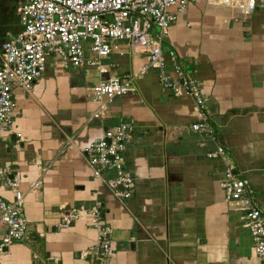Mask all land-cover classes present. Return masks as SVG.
<instances>
[{
    "label": "crops",
    "instance_id": "obj_1",
    "mask_svg": "<svg viewBox=\"0 0 264 264\" xmlns=\"http://www.w3.org/2000/svg\"><path fill=\"white\" fill-rule=\"evenodd\" d=\"M171 12L175 19L161 46L166 71L174 75L179 65L197 81L222 158H208L215 144L191 127L200 118L193 98L165 88L158 69L140 74L147 55L126 41L99 65L73 67L50 57L32 90L14 88L13 125L0 138V168L18 178L28 222L27 238L4 247L0 264L257 261L242 213L225 200L220 183L232 166L264 216V7L244 14L198 1ZM19 30V13L14 21L0 16V52ZM114 77L130 79L134 90L104 101L100 113L90 88ZM122 123L132 131L124 158L135 185L132 197L120 201L106 182L115 168L94 178L85 149ZM36 181L39 187L30 189ZM14 193L2 176L0 195L12 200ZM68 206L99 208L111 230L109 257L92 253L99 231L87 215L58 228Z\"/></svg>",
    "mask_w": 264,
    "mask_h": 264
},
{
    "label": "built area",
    "instance_id": "obj_2",
    "mask_svg": "<svg viewBox=\"0 0 264 264\" xmlns=\"http://www.w3.org/2000/svg\"><path fill=\"white\" fill-rule=\"evenodd\" d=\"M208 1L227 5L250 14L264 7V0H25L19 7L20 30L13 39L4 42L0 52V138L11 130L17 108L14 88L32 90L34 83L44 73L48 58L56 57L64 64L79 67L84 64L99 65V58L117 50L119 41H126L132 50L146 53L147 63L138 70L143 74L150 68L159 70L161 84L176 96L181 92L193 98L200 109V118L192 124L194 131L204 132L215 144L206 156L222 158L224 147L216 142L211 121L204 106L197 81L188 76L179 65L174 75L166 71L162 43L171 22L175 19L171 9L182 11L189 3ZM87 51L94 57L88 59ZM106 72L105 68H100ZM131 80L117 77L97 83L90 88L99 101V112L104 101L133 91ZM132 131L122 123L107 129L85 149L94 178L102 176L108 166H113L116 176L107 185L120 201L130 199L134 191V179L125 170L124 151ZM19 136V134H18ZM15 191L12 200L0 195V252L4 247L27 238L28 222L24 216V196L18 190V178L8 176L0 168V179ZM40 182H31L36 189ZM220 186L226 201L234 203L242 213L253 241L257 261L264 264V216L259 209L248 181L228 165ZM82 215H87L91 225L99 231L92 253L97 260L111 254L110 227L101 221L99 208L85 212L68 206L62 213L58 228L71 226Z\"/></svg>",
    "mask_w": 264,
    "mask_h": 264
},
{
    "label": "rangeland",
    "instance_id": "obj_3",
    "mask_svg": "<svg viewBox=\"0 0 264 264\" xmlns=\"http://www.w3.org/2000/svg\"><path fill=\"white\" fill-rule=\"evenodd\" d=\"M23 2L24 0H0V16L4 15L8 20L14 21Z\"/></svg>",
    "mask_w": 264,
    "mask_h": 264
},
{
    "label": "water",
    "instance_id": "obj_4",
    "mask_svg": "<svg viewBox=\"0 0 264 264\" xmlns=\"http://www.w3.org/2000/svg\"><path fill=\"white\" fill-rule=\"evenodd\" d=\"M123 122H125V120H123ZM54 260L53 259H47L46 260V264H54ZM58 263V262H57Z\"/></svg>",
    "mask_w": 264,
    "mask_h": 264
}]
</instances>
